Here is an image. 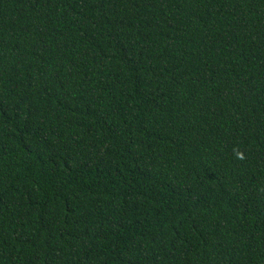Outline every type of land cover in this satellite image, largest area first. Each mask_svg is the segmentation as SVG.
<instances>
[{
    "label": "trees",
    "instance_id": "16d2710c",
    "mask_svg": "<svg viewBox=\"0 0 264 264\" xmlns=\"http://www.w3.org/2000/svg\"><path fill=\"white\" fill-rule=\"evenodd\" d=\"M0 264H264V0H0Z\"/></svg>",
    "mask_w": 264,
    "mask_h": 264
}]
</instances>
